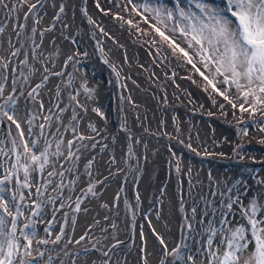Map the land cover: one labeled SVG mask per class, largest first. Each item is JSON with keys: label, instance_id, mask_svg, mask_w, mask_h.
<instances>
[{"label": "rangeland", "instance_id": "374dc122", "mask_svg": "<svg viewBox=\"0 0 264 264\" xmlns=\"http://www.w3.org/2000/svg\"><path fill=\"white\" fill-rule=\"evenodd\" d=\"M17 2L18 0H4L10 7ZM20 2L23 3V0ZM32 3H35V0H27L25 7L16 10L20 24L24 23V16ZM126 3L127 0H100L101 7L105 9V12H101L96 6V0H46L44 9L40 11L41 23L35 25L37 43L41 39L39 32L51 28L61 4L66 5L65 14L62 15L61 22L56 23L55 29L45 32L43 45L37 50L36 61H33L32 51L29 49V63L40 69L31 77L32 86L39 82L43 74L40 61L47 63L50 68L55 66L54 71H61L67 56H75L74 61L69 62L64 76L51 77L47 87L41 90V98L44 99L46 107L49 97L55 103L57 84L62 88L61 106L68 102L70 92L75 94V89L81 87L82 81L86 80L88 87L95 89L92 100L88 99L82 89L78 97L80 103L88 109L85 113L77 108L81 118L79 131L94 137L91 143L96 144V147L92 148L89 141H84L89 147L81 149L84 155L79 161V171L83 173L84 164L88 159L95 157L91 179L93 182L101 180L103 183L97 185V195H89L82 205L87 206L89 211L81 212L78 216L75 238L68 246L71 255L67 258L63 255L60 257L61 260H66V264H71L73 259L78 264L81 259L86 261L90 257L88 264H105V261L109 264H143L146 256L145 228L148 229V236L157 249L155 264H160L161 259H165V250L152 232L155 228L151 222L153 217L168 233L169 240L168 243L165 242L170 252L179 243L184 224V216L180 211L181 197L189 216L193 204L197 205L196 219L199 220L203 208L202 199H213L211 193L216 191L217 182H221L220 187L223 188L224 182L232 185L241 180L242 199L264 188V185L257 183L264 179V127H261L264 117L259 113L254 117L248 112L242 114L238 107L233 109L222 97L215 94L210 96L205 92L202 78L192 72L191 65L174 57L170 48L152 31L149 24L144 23L135 13H131L130 6L124 7ZM85 6L88 16L96 21L95 24H90L83 14ZM109 8L112 9L111 13L107 12ZM117 11L125 19L132 18L143 30V34L137 31V27L117 21L113 15ZM5 12V9L0 8V27H5L0 41L6 37L3 49H8L9 37L13 44L19 47L16 41V31L19 29L16 27L15 14L9 13L11 19H8ZM34 19L35 17L29 15L28 27L21 37L26 44L30 43L27 37L31 35ZM63 23H67L69 27H62ZM101 27L104 28L103 33L99 30ZM97 41L103 48V54L97 47ZM157 48L160 49L159 53ZM3 49H0V55L10 54ZM22 59V55L18 59L12 58L13 66L17 68V77L20 76L21 69L28 71L19 64ZM105 59L108 63L104 62ZM110 65H115L116 71H119V79ZM69 73L75 76L74 85L66 83ZM24 88L27 94L30 86L25 85ZM130 88L135 93H132ZM213 99L216 103H213ZM23 102L24 98H21V104ZM221 104L224 105L223 109L220 108ZM95 108H99L104 115H99L94 111ZM70 115L69 110L64 118L65 123ZM253 119L260 123H252ZM89 122L95 125L98 133L89 129ZM177 125L179 132L176 130ZM244 127L248 129L247 135L241 131ZM129 134L132 137L134 152L131 158L128 157ZM188 145H191V148ZM113 153L115 163L110 164ZM177 160L181 162L179 174L175 170ZM189 169L195 170L191 171V176ZM143 178L147 180L146 195L139 189ZM81 180L83 182L78 185L77 195L79 189L86 188L89 178L84 175ZM125 182L131 207L125 205ZM244 182L247 184V191ZM111 187L116 190L112 196L113 201L109 203L102 197ZM215 199L219 201L220 198L217 196ZM92 200L97 202L92 203ZM91 211H94L93 215L84 220L82 214L88 215ZM133 212L136 214L135 228ZM157 212L160 213L159 218ZM49 218H45V223ZM59 219L58 215L57 220ZM81 219L87 221L83 222L85 224L82 227L78 225ZM172 220L175 222L174 226L171 225ZM94 221L99 223L94 224ZM113 223L115 228L111 227ZM59 226L58 224L53 231V239ZM85 230L89 231V236L79 245L75 244V239ZM117 240L121 243L113 247ZM189 243L192 244L193 250L198 247L196 241L190 240ZM85 248L89 251L85 252ZM202 259V256L196 257L197 264H200ZM172 260L173 257L169 255V264ZM176 264L181 262L177 261Z\"/></svg>", "mask_w": 264, "mask_h": 264}, {"label": "snow or ice", "instance_id": "6c2138e0", "mask_svg": "<svg viewBox=\"0 0 264 264\" xmlns=\"http://www.w3.org/2000/svg\"><path fill=\"white\" fill-rule=\"evenodd\" d=\"M26 3L27 0H23V3L18 0L16 5L10 7L0 0V8L6 10L8 19H11L9 13L15 14L16 27L19 29L16 31V41L20 45L16 47L9 37L8 49H3V41H0V49L10 53L7 56L0 55V264H66V260L60 257L71 255L68 246L75 238L78 216L81 212L89 211L87 206L82 205L89 195H97L96 187L103 183L91 179L95 157L87 160L83 173L79 171V161L84 155L81 149L89 147L84 141L91 143L94 137L79 131L81 118L77 108L85 113L88 109L78 97L82 89L91 99L95 89L89 88L86 80L82 81L81 87L75 89V94L70 92L68 102L61 106L62 88L57 84L55 103L49 97L46 107L41 90L47 87L51 77L62 78L75 56H67L61 71H54L55 66L50 68L47 63L40 61L43 74L39 82L32 86L31 77L40 69L29 63V49L33 61H36L45 32L55 29L56 23L61 22L66 5L59 6V13L55 15L51 28L39 32L41 39L37 43L35 25L41 23L40 11L44 9L46 0H35L28 6L24 23L20 24L16 10L25 7ZM96 6L105 12L100 0H96ZM128 6L131 13L150 25L174 57L191 65L192 72L202 78L205 92L210 96L215 94L222 97L233 109L238 107L242 114L248 112L254 117L259 113L264 117V0H127L124 7ZM83 12L90 24L96 23L88 16L86 6ZM107 12L111 13L112 9H107ZM29 15L35 19L31 35L27 37L30 43L26 44L21 37L28 27ZM113 15L117 21L137 27V31L143 34L132 18L125 19L119 11ZM62 27L67 28L69 25L63 23ZM99 30L104 32L102 27ZM4 31L5 27H0V35ZM97 47L103 54L99 41ZM156 51L159 53L160 49ZM21 55L23 59L19 64L28 71L21 69L17 77L12 58L18 59ZM56 55H59V51ZM104 62L108 63L106 59ZM110 67L119 79L120 73L116 71L115 65ZM74 80V74L69 73L67 85H74ZM25 85L30 86L27 94ZM21 98H24L23 104ZM213 103H216L215 99ZM220 108L223 109L224 105L221 104ZM69 110L71 115L65 123L64 118ZM94 111L104 115L99 108ZM251 122L260 123L255 119ZM88 127L94 133L99 131L91 122ZM124 130L127 131L126 128ZM176 130L179 132L178 125ZM241 131L244 135L248 134L247 127ZM128 138V157L131 158L134 155L131 134ZM91 147L95 148L96 144L91 143ZM188 147L191 148V145ZM109 163H115L114 153ZM175 170L177 174L181 172L179 160L175 163ZM84 175L89 178L87 186L79 189L77 195L78 185L83 182L81 177ZM241 183V180L232 185L224 182L221 188V182H217L216 191L211 193L213 199H202L199 220L196 219L197 205L193 204L189 216L181 197L180 211L184 216V224L179 243L169 252L164 236L157 233L155 228L152 229L165 250V259H161L160 264H169V255L173 257L170 264H176L177 261L181 264H197L198 256L203 257L200 264H264V188L242 199ZM257 183L264 185V179ZM244 187L247 191L246 182ZM217 196L219 201L215 199ZM116 200L118 202L119 195ZM125 205L128 207L127 200ZM159 215L157 212V218ZM46 217L50 218L45 223ZM132 220L135 228V212ZM98 223L94 221V224ZM58 224L60 226L53 239L52 234ZM111 227L115 228L116 225L113 223ZM88 236L89 231L85 230L75 239V244L79 245ZM190 240L197 242L195 250ZM120 243L117 240L113 247ZM146 247L145 241V250ZM57 248L60 250L56 251ZM84 251L89 250L85 248ZM71 264H76V260L73 259ZM105 264L109 262L105 261ZM143 264H148L147 256Z\"/></svg>", "mask_w": 264, "mask_h": 264}, {"label": "bare ground", "instance_id": "6f19581e", "mask_svg": "<svg viewBox=\"0 0 264 264\" xmlns=\"http://www.w3.org/2000/svg\"><path fill=\"white\" fill-rule=\"evenodd\" d=\"M5 39H6V37H3V41H5ZM3 46H5V42L3 43ZM130 91L132 93H135V91L132 88H130ZM91 100H92V98H91ZM190 132H191V130H189V133ZM191 171L194 172L195 170L192 169ZM200 172H201V170H200ZM139 189H140V192L141 193H143V194L146 195V193H147V180H146V178L141 179V181H140V188ZM115 190H116L115 187L108 188L102 198L103 199L106 198V201L108 200V202L110 203V201H112V196H113V193H114ZM96 202H97V200H92V203H96ZM112 203L113 202H111V204ZM167 212H168V209L165 210V213H167ZM93 213H94V211L89 212L88 215L82 214V218H84V220L86 219L87 216H89V218H90V216L93 215ZM82 220L83 219H81L80 222H79V224H78L80 227H82L83 224H85L83 222H87V221H84V220L82 221ZM151 222L153 223V226L155 227L156 231L159 234H161L162 236H164L165 241L168 243V240L169 239L167 238V235H168L167 231H165V229L161 226V224L157 220H155L154 217L152 218ZM170 222H171V225L172 226L175 225V222L173 220L170 221ZM144 239L147 242V247H146V250H145V255L147 256L148 264H155L156 261H157V257H158L157 256V249L155 247V243L153 242V240L148 236V233H147L146 228H145V238ZM90 259H91V257L90 258H87V260L85 258L86 261H83L84 259H81L78 262V264H88Z\"/></svg>", "mask_w": 264, "mask_h": 264}]
</instances>
